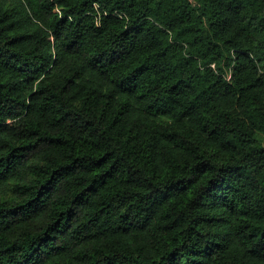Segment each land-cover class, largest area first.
<instances>
[{
    "label": "trees",
    "instance_id": "trees-1",
    "mask_svg": "<svg viewBox=\"0 0 264 264\" xmlns=\"http://www.w3.org/2000/svg\"><path fill=\"white\" fill-rule=\"evenodd\" d=\"M0 264H264V0H0Z\"/></svg>",
    "mask_w": 264,
    "mask_h": 264
}]
</instances>
